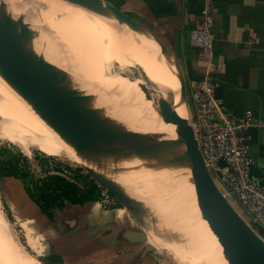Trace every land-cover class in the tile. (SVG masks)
<instances>
[{
	"label": "bare ground",
	"instance_id": "bare-ground-1",
	"mask_svg": "<svg viewBox=\"0 0 264 264\" xmlns=\"http://www.w3.org/2000/svg\"><path fill=\"white\" fill-rule=\"evenodd\" d=\"M25 1H27L25 3L27 8L24 9L22 5L21 6L22 9H20L21 7L19 6L16 7L15 4H13L14 2H16V0H0V3L2 5V6L0 5V9H1L0 18L3 19V22L1 19L0 22H2L1 24L4 25L5 30L7 32L9 33L18 32L19 34L26 33L25 30L26 27L24 26L23 22L25 21L26 23H30L29 21L31 20L35 21L36 22L35 24L39 26H41L42 24L45 26L53 27V30L47 32L46 36H43V38L44 39L48 38L47 39L48 41L57 44L56 46L57 50L59 49L58 44L61 43L60 45H63V43H66L68 45L65 44L66 46L65 45L63 46L65 47L69 46L71 52L74 49L73 53H76L77 56L78 54H81L80 56H82L84 60L85 58H90L91 60L86 59L85 63L87 61L88 62L81 70V73L88 72L89 74H92L90 78L93 77L95 74L97 75L99 72H105L104 66L107 65L120 66L121 64H123L124 60L122 59V57H120L121 56L120 51L123 49L125 51L128 50L129 52H131L133 59L140 64V66L144 69V71H146L147 75L151 79L153 76L149 71V67L152 68L153 66H155L156 63L159 62L164 78L167 84L170 85V88L173 93L172 110L175 111L174 109H176L181 112L182 108L180 106H178L177 104L173 106L174 102L177 103L179 101L178 82L176 79L175 71L169 65V63L164 58V56L161 54L156 39L145 28L141 27L137 23H133L132 21H130L129 19H127L126 17L120 14L117 15L114 10L110 9L100 1L98 3L91 2L90 0H25ZM9 11L14 15L11 14ZM57 12L58 13L65 12L68 20L65 19L66 21H61V22L56 21L55 13ZM94 17L96 18V20L99 19L100 21L102 20L103 22H99L95 24ZM5 18H8V21L5 20ZM83 19H87L88 21H90V23L85 26H81V28L76 27L71 32L67 30L69 27V25L66 23L67 21H72V20L82 21ZM21 20H23V22ZM82 22L85 23V21ZM31 24H34V22ZM20 27L23 28V32L20 31ZM44 29L41 28L40 30L43 31ZM18 33H16L18 37H20V39L21 38L24 39L25 37L26 39V40L24 39L26 41L25 43L31 47L32 45L29 43L30 42L29 38L26 36L23 37ZM133 35L138 41V43L140 42L142 46L144 45L143 47L145 49L141 48L137 44L138 46L137 49L140 52H138L137 50H132V44L129 43L127 39L133 37ZM39 38H42V36ZM106 41L107 42L111 41L112 48H107L105 46ZM50 42H48L49 47H50ZM48 44L46 43V45ZM146 47L151 51L150 52L151 54L150 53L148 54L149 51L147 52ZM140 48L142 50H140ZM67 49H68L67 52H69V48ZM67 49L64 48L65 52ZM116 49H118V51H116ZM60 50L58 51L61 52L62 50L61 51ZM96 50L100 52V56L99 58H96V60H94L93 53H95L94 51ZM51 51L54 52V50ZM67 52L66 55L71 53V52L69 53ZM57 54L59 55V53ZM77 56L75 58H77ZM73 57L74 54L72 55V58ZM73 60L75 59L73 58ZM90 62L95 63V66H91L92 69L89 67ZM0 64H2L0 65V134L7 128H18L30 138V140L32 141V143L35 145L36 148H38L39 150L45 153L52 155L67 154L68 151L70 150V147L65 142V139L70 140V139H75L77 137L82 138L83 136H86L88 134L90 129H92L93 132L97 133L101 137L109 139L112 142L113 141L117 142L123 147H125L123 143L130 141L128 137L131 138L135 137V134L131 133L130 131L125 129V127H123L124 125L123 126L119 125V124L122 125L123 123L119 121V118H117L118 116L116 117L114 116L116 115L114 114V111L112 113V109L114 107L110 109L109 112L108 108H111V106L108 107L109 105L107 100L109 99L110 101L111 96L109 97L110 94L107 92L105 86L99 85L93 88L90 85H88V87L93 88V91H91L92 92L91 93L89 91V88H85V87L80 88V84L78 82L77 83L79 85L76 83L78 87L71 85L70 82L68 84L66 83L54 84L53 82L52 83L50 82L54 78L48 81L47 79H45L44 81L41 80L39 76L37 77L36 75H34V73L32 74V73L24 72V70H20L16 67L5 65L6 63L3 64L2 62H0ZM69 72L72 73L73 71H69ZM76 72L75 74H77ZM63 73L62 74L63 76H65V78L67 77L66 75L71 76V78L73 77L72 75L67 74V71L66 74L65 72ZM78 76H80V74H78ZM42 77L43 76H41V78ZM37 78L41 81L36 82L35 80ZM82 78H84V76ZM60 79L58 78L59 81ZM68 79L70 80V77ZM72 81L73 79L71 80V82ZM89 83L91 82L89 81ZM59 85L64 86L61 88V91L64 90L65 93L67 94L64 97L61 94H59L60 93V87H58ZM106 95L108 96V99L105 98ZM104 99H106V101H104ZM92 100H95V102H92ZM96 100H100L101 103L97 102ZM92 107L98 109L97 111L99 112L97 113L96 109L93 110ZM107 110L109 113L114 114L113 116L110 114V119L111 117L118 119L117 122L120 123L117 124L115 122V125L117 124L120 127L119 126L116 127L114 124H112V122H111L112 125H110L109 123L110 120L107 121L108 118L107 120H105V122L107 121L109 125L107 123L104 124L105 122L104 123L101 122V120L104 118V113H107ZM114 110L116 112L115 108ZM138 112H139V117H141L140 115L144 113L142 110H138ZM76 114H78L77 119L80 121L76 119ZM172 114L173 112L171 113V116ZM144 115L145 114H143L142 116L146 118ZM92 122H93V126L92 125L90 126ZM143 126L146 125L143 124ZM106 127H111L112 130ZM138 127L142 128L140 126V122H138ZM162 135L165 137V140L163 139ZM101 142L105 143L108 146L110 145L109 142L106 141L105 142L101 141ZM163 142L166 143L171 142L175 144H172L173 148L169 151L167 150V148H165L166 145H164ZM176 143H177L176 127L175 126L169 127V125L163 123V125L160 127L159 130V144L163 145L168 152L169 161L174 170V177L171 178H174L178 184V186L176 185L177 187H175L176 188L175 197L177 199V202L175 199V203H173L172 206L174 209L177 210H179L180 208L183 211V213L191 217L192 221L196 223L199 230L193 224H190V222H188L187 216L186 217L183 216L184 214L182 215L176 210L173 211L168 206L167 204L168 200L166 201V197L167 195L174 193L171 192L169 188H167V185L165 183H164L165 185L163 184V181L161 182L159 180H155L153 183L147 184L145 188L140 189L134 187L133 184H131V181L130 182L124 181L123 178L120 177L117 173L110 174L108 178L111 181H113L115 185V188L113 187L115 189L114 193L116 192V194L118 195V197L120 198L121 202L125 207L135 211L140 215L145 214V212L153 213L154 215H156L158 207L155 203H153L152 200L154 198L152 196L153 195L154 197L159 196V199L161 200V203H163L164 208L166 210L164 211L169 215V218L173 223L172 224L173 231L171 233L166 234V236L171 241H169L168 243L165 242L163 243L169 249H171L176 254V256L181 259V261L183 260L184 264H187V262L188 264H197V263L199 264V262L200 264H225L224 257L220 253L215 239L208 231L199 213H197L193 205H190V202H188V200L186 199L184 177H183L185 173V168L182 170L180 169L181 167L177 165L178 161L180 160L177 161L175 157L176 158L180 157L178 154L180 150L179 147H177ZM132 145L138 146V144L136 143H132ZM167 145H169V143ZM121 149L124 150V148ZM128 150H132L130 148V145H128ZM119 151L120 148L118 149V153H120ZM174 151H176L177 153H175ZM130 153L135 155L138 154L139 152L137 150L135 153L134 152H130ZM163 153H155L153 157L150 154L145 153L142 155L144 157L141 158V160H146L148 167L154 173L157 174L163 170L162 165L157 161V159H162ZM148 156L150 160L147 159ZM124 160L130 166L131 162L128 161V158H124ZM138 163L139 161H136L133 164H135L136 166V164L138 165ZM165 172L167 173L168 171ZM201 221L204 223L205 228L203 227ZM186 231L188 232L189 240L192 246L195 248V250L197 245L199 243L201 244L200 245L201 248L198 247V254L201 253L202 251L205 257L199 254L198 255L199 262H196V260L191 256L189 250L187 249L185 240L183 238L184 236H182L183 233H185ZM1 235H0V264H33L24 254L20 252V250L18 249V247L15 245L14 242L12 243L8 238H1L2 237ZM205 236L207 237L213 249L215 257L212 251L210 250V248L208 247V243ZM196 240L199 241V243ZM243 249L248 254L249 264H264V252H263L262 244L257 239H255V236L249 231L245 232L243 235Z\"/></svg>",
	"mask_w": 264,
	"mask_h": 264
},
{
	"label": "rangeland",
	"instance_id": "rangeland-1",
	"mask_svg": "<svg viewBox=\"0 0 264 264\" xmlns=\"http://www.w3.org/2000/svg\"><path fill=\"white\" fill-rule=\"evenodd\" d=\"M90 1L98 3L100 0H90ZM26 2L27 1L25 0H16V2H14L13 4H15L16 7L17 6L21 7L23 5L22 7L25 9L27 8L25 4ZM22 7L20 9H22ZM55 18H56L55 20L58 22L66 21L65 19L68 20L65 12L55 13ZM0 19L3 22V19L2 18ZM5 20L8 21V18H5ZM21 21L23 22V20ZM82 21H85V23ZM82 21L80 20L67 21L66 23L69 25L67 30L71 32L76 27L81 28V26H85L90 23V21H88L87 19H83ZM2 22H0V24ZM29 22L30 23H26L25 21L23 22L24 26L26 27V29L24 28L26 30V33H21L23 32V28L21 27H20L21 34H19L18 32L16 33H18L19 35L23 37L26 36L29 38L30 40L29 43L32 45V47L36 49L42 57H44L43 63L40 64L38 67H36V69L32 67L28 69H24V68L22 69V67L18 65L13 66L8 63L5 64L4 61H1L2 59H0V62H2L5 65L16 67L20 70H24V72H28L32 74L34 73V75H36L37 77L39 76V78L44 81L45 79H47L48 81L54 78L52 81H50L51 83L53 82L54 84H65V83L68 84L70 82L71 85H74L75 87H78V85L80 84V88H83V87L89 88L90 92L93 91V88L95 86H99V85L105 86L107 92L110 94L109 97L111 96L110 101L107 96L108 93L105 97L106 99H108L107 100L108 105H109L108 107L111 106V108H108V110L110 112V109L114 107L116 109V112L117 111L118 112L116 113L113 108L112 113L114 111V114H116L114 115L112 113H109L107 110V113H104V118L102 119L103 121L101 120V122L104 123L105 120H107V118H108L107 121L110 120L109 121L110 125L112 124L115 125V122L117 124L122 122L123 124L122 125L119 124V125L120 126L124 125L123 127H125V129H127L131 133L135 134V137L134 138L128 137L130 141L125 142V143L122 142L123 145L126 147L125 148L117 142H114V141L112 142L109 139L101 137L97 133L93 132L92 129H90L89 130L90 133L88 132V134L86 136H83L82 138L77 137L75 139H70V140L65 139V142L70 147V150L68 151L67 154L52 155V154L45 153L39 150L38 148H36L35 145L32 143V141L30 140V138L18 128L5 129L0 134V150H8L12 152L14 155H16L17 157H19L20 155H23L24 157H26L28 159V163H27L28 167L25 166L26 164L24 163L25 162L24 159H21V158H20L21 159L20 167L22 170L28 171L30 173V176L26 179L13 178V177L0 178V232H2L0 233V235L2 234L1 238H8L12 243L14 242L15 245L20 250V252L24 254L33 264H43L39 261V258L46 257L45 255H47L48 252L50 253V251L52 253L51 255L54 256L56 260L61 259L60 253L55 248V246L58 244L52 243L53 245L52 246L50 245L51 246L50 247L44 241L45 239L41 235L37 237L36 236L37 234L30 233L31 232L30 228L32 229L31 226L27 227L24 225L25 223H22V221L25 218H27L28 213L30 212V206L26 204L27 202H25L27 199H29L28 195L26 194V187L30 185L31 182L33 181L35 182L40 179L46 178L50 173L56 172L57 168H61L63 171V175L67 177H72L73 174L71 175V173H74L75 171L79 170L80 171L79 175L81 179L78 182H79V185L84 190L89 189L87 188L89 186H86V185H89L88 183L92 178L98 182L100 187L102 186L103 188L102 195H101L102 198L98 202L102 205V208L105 209L108 213L111 212V214H109L111 218L105 222V225L107 226L114 225L115 223L117 224L118 219H122L124 221V225H127V226L131 225L130 220H133L134 224H137V225H139L141 222L145 226V229L146 231H148V233H150L154 238H158L161 242H165V243H168L169 241H171L166 236V234L171 233L173 231V225H172L173 223L171 219L169 218V215L165 212L166 210L164 208L163 203H161L159 196H156V197H154V195L152 196L154 198L152 200L153 203H155L158 207L156 215H154L153 213H149V212H145V214L140 215L136 213L135 211L128 209L123 204H122L123 205L122 208H119L117 206L116 201L109 198V195H107V192H106L107 187L104 186L102 181L105 180V184L110 185L114 192L115 185L113 181H111L108 177L110 174L117 173L120 177L123 178L124 181H128V182L131 181V184H133L134 187L140 188V189L145 188L147 184L153 183L155 180H159L161 182L163 181V184L165 183L167 185V188H169L170 191L174 193V194L171 193L169 194L170 196L167 195L166 197V201L168 200L167 201L168 206L173 211L176 210L182 215L184 214L183 216L185 217L187 216L188 222H190V224H193L198 229V226L196 225L194 221H192L191 217L183 213V211L180 208L179 210H177V209H174L172 206V204L175 203V199H176L175 197L176 188L175 187H177L178 184L174 178H171V177H174V170L170 164L167 150L170 151L173 148L172 144H175V143L168 142L169 145H167L168 143L163 142L164 145H166L165 147L167 148L166 150L163 145L159 144V130H160V127L163 125V123H165L166 125H169V127L175 126L174 121H173V114L171 116V113L173 112L172 110L173 93L170 88V85L167 84L164 78L162 69L160 67V63L159 62L156 63L155 66H153L152 68L149 67V71L151 75L153 76L152 77L154 81L153 82L152 79L147 75L146 71H144V69L140 66V64L133 59L131 52H129L128 50L125 51L124 49L123 50L120 49L121 50L120 57H122V59L124 60L123 64H121L120 66H115V65L104 66L105 72H99L98 73L99 75L95 74L96 76L94 75L93 77L90 78L92 74H89L88 72H86L88 74L83 73V72H82L83 74L81 73V70L83 69L85 64H87L88 62L87 61L85 63L86 59L91 60L90 58H85L84 60V58L80 56L81 54H78L77 56L76 53H73L74 49L71 52L69 46L65 47L66 45H68L66 43H63V45L66 44L65 46L60 45L61 43L58 44V48H59L58 50L60 49L62 50V51L60 50L61 52H59L56 48L57 44H55L54 42L52 43L48 41L47 40L48 38H45V39L43 38V36H46L47 32H50L53 30V27L45 26L42 24L41 26H39L35 24L36 23L35 21H32V20ZM33 22L36 26L34 24H31ZM99 22H103V21L102 20L100 21L99 19L96 20L95 18L94 23L96 24ZM25 23L26 25L31 26V27L26 26ZM41 28L43 29L46 28V29L41 31L40 30ZM41 36L43 39L39 38ZM45 41L50 42V47H49L48 42H45ZM127 41L132 44V50H137L138 52H140L137 49L138 47L137 44L141 48H144L143 47L144 45L142 46L140 42L138 43L134 35L133 37L128 38ZM46 43L48 45H46ZM105 46L107 48H112L111 41H108V42L106 41ZM50 48L51 50H54L55 53L51 51ZM64 48L65 49L69 48V52L71 53L67 52L68 49L66 50V52L69 53L68 54L69 57L68 55H66ZM141 48L140 50H142ZM146 49H147V52L149 51L148 52L149 54L151 51L147 47ZM116 51H118V49H116ZM94 52L95 53H93V56H94V60H96V58H99L100 52H98V50ZM57 53H59V55ZM73 54H74L73 58L75 60H73L72 58ZM76 56L77 58H75ZM70 60H73V61H70ZM89 64H90L89 65L90 68L91 66H95V63L93 62H90ZM62 71L65 72V74L67 71V74L72 75L73 77L71 78V76L66 75L67 77L65 78V76H63L64 73ZM69 71H73L74 73L72 72L73 73L72 74ZM75 72L77 74H75ZM78 74H80V76H78ZM41 76L43 77L41 78ZM81 76L82 77L84 76V78H82ZM69 77H70V80L68 79ZM58 78L59 79L61 78L60 81L58 80ZM72 79L73 81L71 82ZM41 80L37 78L35 81L39 82ZM88 80L91 83H89ZM88 85H90L93 88L88 87ZM58 87H60L59 94H61L63 97L67 95L64 90L61 91V88L64 87L63 85H59ZM187 98H188L189 109H190V117L193 119L192 102H191V97L188 91H187ZM106 99H104V101H106ZM96 101L101 103L100 100H96ZM92 102H95V100H92ZM111 102L113 105L111 104ZM92 109L95 110L96 108L92 107ZM97 110L98 109H96V111ZM138 110H142L146 118L142 116L143 114L140 115L141 117H139ZM98 112L99 111H97V113ZM110 114L112 116L114 115L115 117L118 116L117 118H119L120 122H117L118 119L113 118V117H111L112 119L111 120ZM77 115L78 114H76V119H77ZM105 115H106V118H105ZM107 121L104 124L107 123L109 125ZM148 121L150 122V124ZM138 122H140V126L142 128L138 127ZM117 124L115 125L116 127L119 126ZM143 124L146 126H143ZM91 125L93 126V122L90 124V126ZM106 128L112 130L111 127H106ZM172 136H173V133H172ZM163 139L165 140L164 136H163ZM101 141L109 142L110 145L108 146ZM131 142L138 144V146H133ZM128 145H130V148L132 150H128ZM119 148H120V151H119L120 153H118ZM121 148H124L125 151ZM109 149H112V150H109ZM137 150L139 153L135 154L136 156L130 153V152L135 153ZM174 152L177 153L176 151ZM145 153L150 154L152 157L155 153H163L162 159H157V161L162 165V168H163V170L160 173H157V174L154 173L148 167L147 161L141 160V158L144 157L142 155ZM0 157L1 159H9V156L5 154H1ZM124 158H128V161L131 162L130 166L129 164H127ZM147 159H149V156L147 157ZM175 159H177V161L180 160L178 161L177 165L181 167L180 169L183 170L185 167H184V164L181 162L180 157L179 158L175 157ZM136 161H139L140 164L138 163V165L136 164L135 166V164L133 163ZM72 170L74 172H71ZM165 171H168L167 173L169 172L170 173L167 174ZM184 185H185V181H184ZM219 188L221 189L220 186ZM221 191L223 190L221 189ZM115 195H116V192H115ZM176 202H177V199H176ZM232 206L244 218L246 223L250 224L248 219L244 216L242 208L233 203H232ZM202 225L204 227L203 222H202ZM250 226L252 229L255 230V233L260 236L259 230L256 229L257 227L253 226L252 224H250ZM85 227L89 228V225H85ZM182 236H184L183 238L185 240L187 249L189 250L191 256L196 260V262H199V257H198L199 254L205 257L202 251L201 253L198 254V247L201 248L200 246L201 244L199 243V241L196 240L199 244L197 245L196 250H195V248L192 246L189 240L188 232L186 231L185 233H183ZM30 237L33 238L35 248H32L29 244ZM206 240L208 243V247L210 248V250L212 251L214 255L213 249L207 237H206ZM262 248L264 252L263 245H262ZM176 264H184V263H183V260L181 261L180 258L176 257Z\"/></svg>",
	"mask_w": 264,
	"mask_h": 264
},
{
	"label": "crops",
	"instance_id": "crops-1",
	"mask_svg": "<svg viewBox=\"0 0 264 264\" xmlns=\"http://www.w3.org/2000/svg\"><path fill=\"white\" fill-rule=\"evenodd\" d=\"M100 2L132 18L122 15L166 46L182 68L190 97L195 83L203 80L212 63L220 83L218 95L228 111L236 116L250 111L264 119V0ZM207 3L211 4L216 36L211 58L190 47V32ZM250 138V154L255 161L252 176L264 187V128L251 129ZM25 202L30 212L22 223L31 226L30 233L41 235L49 246L58 244L55 248L61 264H176V254L148 233L142 223L130 220L127 226L118 219L116 225H105L111 212L99 202L55 213L53 220L42 215L30 198ZM29 244L35 248L32 237Z\"/></svg>",
	"mask_w": 264,
	"mask_h": 264
},
{
	"label": "built area",
	"instance_id": "built-area-1",
	"mask_svg": "<svg viewBox=\"0 0 264 264\" xmlns=\"http://www.w3.org/2000/svg\"><path fill=\"white\" fill-rule=\"evenodd\" d=\"M211 4L190 32V47L211 58L215 41ZM191 94L192 127L205 163L230 203L240 206L249 222L261 231L264 241V187L252 176L254 159L250 154V131L264 128V119L247 111L236 116L228 111L218 95L220 83L212 63Z\"/></svg>",
	"mask_w": 264,
	"mask_h": 264
},
{
	"label": "water",
	"instance_id": "water-1",
	"mask_svg": "<svg viewBox=\"0 0 264 264\" xmlns=\"http://www.w3.org/2000/svg\"><path fill=\"white\" fill-rule=\"evenodd\" d=\"M155 39L161 54L174 69L178 82L179 101L174 102L173 106L177 104L182 109L181 112L174 109L173 121L176 127V142L180 150L178 154L185 166L183 177L186 197L215 239L225 264H249L248 254L243 249L244 233L251 232L263 246L264 241L235 210L209 171L192 127L186 80L182 68L166 46ZM25 42L16 33L7 32L4 25L0 24V59L13 66L18 65L22 69L31 67L36 69L43 63L44 57ZM102 183L115 195L112 187L105 184V180ZM115 196L121 202L118 195Z\"/></svg>",
	"mask_w": 264,
	"mask_h": 264
},
{
	"label": "trees",
	"instance_id": "trees-1",
	"mask_svg": "<svg viewBox=\"0 0 264 264\" xmlns=\"http://www.w3.org/2000/svg\"><path fill=\"white\" fill-rule=\"evenodd\" d=\"M1 154L9 156V159H1L0 157V178L13 177L26 179L30 173L22 170L20 167L21 159H24L25 166L28 167V159L23 155L17 157L8 150H0ZM21 158V159H20ZM24 166V167H25ZM71 170V169H70ZM71 172H74L73 170ZM80 171L77 170L71 173L72 177L63 175L61 168H57L56 172L50 173L46 178L38 181H33L26 187V194L38 206L42 215L53 220L54 214L63 212L72 207H81L89 203L98 202L102 198V186L93 178L89 181L88 190H84L79 182L81 177ZM107 195L112 200H115L117 206L122 208L119 199L107 189ZM260 236L262 235L259 231ZM43 264H61L62 259L56 260L54 256L39 258Z\"/></svg>",
	"mask_w": 264,
	"mask_h": 264
}]
</instances>
